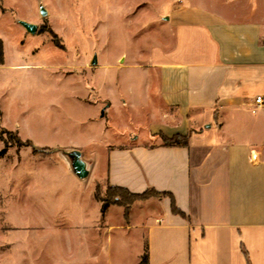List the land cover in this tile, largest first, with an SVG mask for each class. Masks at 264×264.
Returning a JSON list of instances; mask_svg holds the SVG:
<instances>
[{"label":"rangeland","instance_id":"1","mask_svg":"<svg viewBox=\"0 0 264 264\" xmlns=\"http://www.w3.org/2000/svg\"><path fill=\"white\" fill-rule=\"evenodd\" d=\"M164 2L0 0V150L10 145L0 156V264H143L139 225L161 210L143 202L160 197L134 199L130 219L118 204L103 213L98 197L106 143L118 144L119 127L131 126L128 135L133 121L160 116L148 68L153 49L171 41ZM72 147L95 157L88 178L68 168L62 151Z\"/></svg>","mask_w":264,"mask_h":264},{"label":"crops","instance_id":"2","mask_svg":"<svg viewBox=\"0 0 264 264\" xmlns=\"http://www.w3.org/2000/svg\"><path fill=\"white\" fill-rule=\"evenodd\" d=\"M159 16L171 39L148 68L160 116L133 121L128 135L131 126L119 127L118 144L106 143L107 186L170 192L184 213L169 196L143 202L161 208L139 225L149 264H264V105L255 107L264 95V0H165ZM175 135L188 144L165 143ZM83 159L88 178L97 161ZM134 205L128 215L124 207L128 219Z\"/></svg>","mask_w":264,"mask_h":264},{"label":"trees","instance_id":"3","mask_svg":"<svg viewBox=\"0 0 264 264\" xmlns=\"http://www.w3.org/2000/svg\"><path fill=\"white\" fill-rule=\"evenodd\" d=\"M4 61V43L2 39H0V63H3ZM164 141L166 144L173 145V144H183L187 145L188 140L186 137L181 135H175L171 138H168L164 136ZM9 144L7 141H5V146L0 150V156L5 155L8 152ZM36 151V149H34ZM163 197V196H169L172 199L171 208L174 213L182 214L184 213L177 207L175 204V200L173 195L170 192L167 191H158L154 188H150L142 193H134L128 190L125 187L121 186H113L108 185L107 186V193L104 197H98V199L102 203V212L104 213L108 206L111 204H118L125 207V212L128 214V210L133 202L134 199L141 198V199H147L150 197ZM143 264H149V250H147V253L144 255Z\"/></svg>","mask_w":264,"mask_h":264},{"label":"water","instance_id":"4","mask_svg":"<svg viewBox=\"0 0 264 264\" xmlns=\"http://www.w3.org/2000/svg\"><path fill=\"white\" fill-rule=\"evenodd\" d=\"M42 15H46L47 11L42 6ZM18 22L30 33H35L38 25L33 22H29L23 19H19ZM93 64L96 63V57L93 59ZM105 113V108L102 110V115ZM63 155L69 161L72 171L81 179L86 178L89 175V169L87 167L86 161L82 157V152L79 149L63 150Z\"/></svg>","mask_w":264,"mask_h":264},{"label":"built area","instance_id":"5","mask_svg":"<svg viewBox=\"0 0 264 264\" xmlns=\"http://www.w3.org/2000/svg\"><path fill=\"white\" fill-rule=\"evenodd\" d=\"M264 105V95H258L255 99V107Z\"/></svg>","mask_w":264,"mask_h":264}]
</instances>
